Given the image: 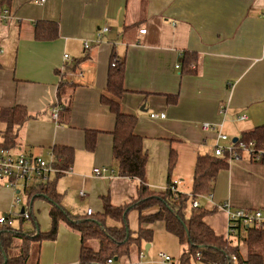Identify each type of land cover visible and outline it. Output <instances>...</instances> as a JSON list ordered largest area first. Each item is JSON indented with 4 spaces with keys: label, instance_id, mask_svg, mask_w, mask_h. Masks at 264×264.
I'll return each instance as SVG.
<instances>
[{
    "label": "crops",
    "instance_id": "0c3cea01",
    "mask_svg": "<svg viewBox=\"0 0 264 264\" xmlns=\"http://www.w3.org/2000/svg\"><path fill=\"white\" fill-rule=\"evenodd\" d=\"M0 6L9 7L14 16L0 21V106L22 105L31 114L13 150L45 156L54 146L73 149L72 172L49 178L56 177L61 204L72 215H86L88 208L94 215L101 213L103 196L114 206L137 198L138 180L115 172V115L101 100L109 95L112 56L124 62L119 111L136 118L133 132L142 137L147 154L144 179L153 191L167 186L172 150L176 189L191 193L197 156L213 155L216 134L202 129L203 122L221 124L220 131L230 140L264 126V0H0ZM39 21L55 24L56 37L36 38ZM104 26L109 30L97 41V31ZM185 51L197 56L194 74L176 67ZM169 96L177 97L169 101ZM53 109H58L56 118ZM241 115L246 118L239 119ZM86 130L96 133L92 151L85 148ZM98 167L114 172L96 175L93 169ZM210 192V198L205 197L209 192L198 198L208 211L204 221L225 237L222 202L264 212V162L251 161L246 154L230 160ZM13 194L15 190L0 180L2 211L11 206ZM28 203L37 231H48L47 198ZM156 210L150 206L142 214ZM18 213L15 225L13 213L8 217L13 228H23ZM137 216L136 210L128 211L130 227L135 228ZM141 227L152 233L148 250L144 244L113 264H179L182 247L163 221ZM240 237L237 231L227 239L235 242ZM34 248L33 243L27 264H79V234L63 223L54 240L42 241L36 254ZM161 252L170 260L159 257ZM189 264L209 263L193 259Z\"/></svg>",
    "mask_w": 264,
    "mask_h": 264
},
{
    "label": "trees",
    "instance_id": "16d2710c",
    "mask_svg": "<svg viewBox=\"0 0 264 264\" xmlns=\"http://www.w3.org/2000/svg\"><path fill=\"white\" fill-rule=\"evenodd\" d=\"M57 35V26L50 22L39 21L35 28V37L39 39H53ZM115 56L111 57V62ZM195 53L183 52L181 57L182 73L196 72ZM107 73L106 91L101 100L115 115V127L112 131V156L115 172L119 176L137 179V198L128 204L114 206L108 196L101 198L103 211L99 214L76 216L69 213L61 204V195L56 191L54 179L44 183H34L22 191L30 202L37 197H44L50 203V228L46 232L37 231L34 217L30 211L28 221L31 227L13 228L10 224L0 225V264H27L31 252V245L35 244V254L44 240H54L59 224L63 223L79 234L80 250L79 264L102 263L109 257L128 256L133 249H140L142 245L150 243L151 230L141 227L142 223L161 220L168 232L176 235L182 247L179 264H189L199 254V260L209 264H264V226H239L238 234L242 237L235 242L216 234L204 221L207 210L199 205H191L195 196L210 192L213 181L220 170L229 166V157L225 152L222 156L209 153L197 156L192 177L191 195L176 189L171 177L176 162L175 152L172 150L168 158L167 186L160 191H153L145 183V166L147 154L142 146V137L133 132L136 118L132 115H122L119 111V98L123 93L122 80L124 62L117 60ZM194 64L191 68L189 65ZM177 96H169L174 101ZM31 117L22 105L12 107L0 106V147L17 149L19 146L18 132L21 126ZM96 133L85 131V148L94 149ZM244 141L255 140L259 147L264 148V126H258L239 137ZM54 164L58 169H66L71 165L73 149L68 146H54ZM264 162V155L260 161ZM63 174L57 172V175ZM150 206H157L154 213L143 215L142 211ZM130 209L137 211L135 228L130 227L127 213ZM20 223L25 221L18 215ZM110 221H112L110 223ZM37 231V232H36ZM2 252L5 253L4 260Z\"/></svg>",
    "mask_w": 264,
    "mask_h": 264
},
{
    "label": "built area",
    "instance_id": "2783aa9c",
    "mask_svg": "<svg viewBox=\"0 0 264 264\" xmlns=\"http://www.w3.org/2000/svg\"><path fill=\"white\" fill-rule=\"evenodd\" d=\"M41 2L43 0H40ZM13 20L14 16L9 7L0 6V21L7 22ZM109 29L107 26L101 27L97 31V41H100L102 35L107 32ZM140 33H144L145 29H139ZM88 43H84L85 47H88ZM1 51V50H0ZM64 59H70L68 54H64ZM117 57H114L111 66L117 64ZM180 65L177 64L178 68ZM223 111V109H222ZM58 109H53L52 116L56 118ZM151 117H164V114L157 115L152 113ZM239 119H245V115L238 117ZM202 129L206 131L215 132V143L212 148V153L215 156H222L225 152L228 154L229 160L239 159L244 154H246L250 159L260 161L264 155V148L259 147L255 140L251 139L244 141L242 139L228 140V137L220 131L221 124L203 122L201 124ZM227 144H222L220 141H227ZM54 154L52 148L48 150L45 156L43 155H27L20 151H15L13 149H6L0 147V180L4 181V184L15 190V197L13 203L19 205L22 203L20 212L18 215H21L23 219L28 220L30 216V206L27 201V198L22 195V191L28 189L34 183H44L49 180L52 174L57 172L62 173H71V165L66 169H58L54 164ZM93 172L96 175H102L104 172H114L112 169L105 167L94 168ZM176 183V181H174ZM18 190V192H16ZM189 195H191L189 193ZM211 192H209L205 197L210 198ZM200 196H195L192 200L191 205L193 207L199 206ZM220 208L224 209L227 213V225H226V234L225 238H229L238 230L239 226L254 227L259 229L264 226V212L260 209L246 210L245 208H232L228 202H222ZM22 209V211H21ZM12 212L9 211L6 215L0 216V224H11V221L8 219ZM92 209L88 208L86 210V215H91ZM140 257L144 256L143 252L139 253ZM159 257L164 260H170V256L165 253H159ZM199 257V254H197ZM114 258L109 257L102 263L95 264H113Z\"/></svg>",
    "mask_w": 264,
    "mask_h": 264
},
{
    "label": "rangeland",
    "instance_id": "374dc122",
    "mask_svg": "<svg viewBox=\"0 0 264 264\" xmlns=\"http://www.w3.org/2000/svg\"><path fill=\"white\" fill-rule=\"evenodd\" d=\"M229 140V139H228ZM21 197H22V199H24L23 198V195H20ZM14 197H15V194H13V200L11 201V206L9 205L8 206V208L7 209H5V210H1L0 209V215H2L3 213H4V211L5 212H7V210H11L12 211V217H13V221H12V224L14 223V225L16 224V218H14V216H16V214L18 213V212H20V207L22 206V203H20L19 205H15V203H13V201H14ZM132 213L130 214V219L132 218ZM47 219H48V217H47ZM30 228L31 227V223L28 221V220H25L24 222H23V228L26 230L27 228ZM41 232H43L42 230H41ZM31 247V246H30ZM31 249V248H30ZM262 253H264V248H262ZM195 259H198L199 260V258L197 257V254H196V258Z\"/></svg>",
    "mask_w": 264,
    "mask_h": 264
},
{
    "label": "water",
    "instance_id": "95a60500",
    "mask_svg": "<svg viewBox=\"0 0 264 264\" xmlns=\"http://www.w3.org/2000/svg\"><path fill=\"white\" fill-rule=\"evenodd\" d=\"M233 140L235 141L236 138H234ZM16 192H18V190ZM44 198H45V196H44ZM21 211H22V209H21ZM148 248H149V243L145 245V250L147 251ZM2 254H3L4 260H6L5 253L2 252ZM114 260H117V257L116 256L114 257Z\"/></svg>",
    "mask_w": 264,
    "mask_h": 264
}]
</instances>
